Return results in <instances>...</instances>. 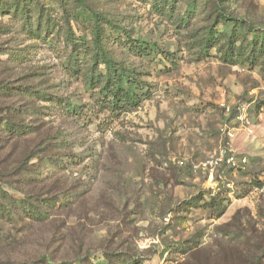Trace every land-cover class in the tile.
Instances as JSON below:
<instances>
[{"label":"rangeland","instance_id":"rangeland-1","mask_svg":"<svg viewBox=\"0 0 264 264\" xmlns=\"http://www.w3.org/2000/svg\"><path fill=\"white\" fill-rule=\"evenodd\" d=\"M36 1L59 25L52 35L43 29L33 37L26 19L0 13V122L10 115L30 127L19 134L0 126V189L44 211L51 199L57 203L43 221L16 206L13 218L0 216V264H89V253L114 251L136 254L142 264H264V54L253 64L232 62L219 42L205 45L211 28L225 30L227 40L225 23L235 20L264 29V0H196L191 11L193 0H168L174 5L165 14L153 0ZM91 12L159 47L135 54L124 42L106 45L150 84L134 108L112 112L101 104L88 80V54L72 67L67 31L92 44ZM103 66L93 68L95 77ZM221 147L246 155L248 164L204 167ZM221 200L219 218L214 208L187 203Z\"/></svg>","mask_w":264,"mask_h":264},{"label":"trees","instance_id":"trees-1","mask_svg":"<svg viewBox=\"0 0 264 264\" xmlns=\"http://www.w3.org/2000/svg\"><path fill=\"white\" fill-rule=\"evenodd\" d=\"M152 8L159 12L160 14H165L166 9H171L173 5L170 7L169 4L171 1L168 0H153ZM197 1L193 0L190 4L191 9L196 6ZM50 9L46 11L39 5L36 0H0V13L10 14V18L12 20L23 18L26 19V22L23 26V29L33 33V37L38 35L42 36V30L45 29V37L51 33H54L57 24L55 18L52 17L49 12ZM4 13V14H5ZM76 16L81 17L82 14L80 12L75 14ZM35 17V20H34ZM89 20H94V39L92 44L90 42H86L85 40H75L74 34L72 32L67 31L66 34V43L71 45L72 47V55L70 60L72 59L71 64L72 67L76 66L78 63L79 55L81 52L84 54H88L90 56V61L92 62V75L88 79L91 86L94 88H98V94L100 96V102L103 106H107L112 112H117L118 110H122L124 108H134L138 106L142 99L148 98L151 94L150 84L140 78L139 72L135 70L126 69L121 65L120 62H117L113 57L109 54L106 45L107 43H115L121 44L123 47L125 46L127 49L131 50L133 53H149L154 51H159V47L157 44L150 45L145 44L142 41H135L131 39V33L126 29H123L117 25H114L110 21L105 18H101L96 13H89L87 16ZM107 22L110 26H112L111 31L109 33L99 24L100 22ZM234 20V19H233ZM236 23H225L226 31H229L228 39L224 40L222 37L224 36V32L213 31V28L209 31V37H207L206 46H212L214 40L215 42H219L222 47H225V50L220 48V51L224 55V57L232 62H237L239 59L242 61H250L252 64L256 63L261 55L264 54V29H257L250 25H243L242 22ZM217 25H214L216 27ZM122 32V33H121ZM58 33V29H57ZM214 33H218L217 35ZM115 35L113 39L111 35ZM122 34V35H121ZM253 35L252 40L249 41V35ZM215 36V37H214ZM31 37V39H33ZM119 46V45H118ZM14 55V54H11ZM74 55V56H73ZM16 58L18 55H15ZM103 64L104 68L99 69V73L97 77H95V70L93 68L99 67ZM6 89V86L2 87ZM20 89H26L24 87H19ZM28 89L26 92L29 94L34 90ZM36 93L37 99L41 100L43 94L42 92H34ZM41 95V96H40ZM49 102L59 103L60 99L48 95ZM46 100V99H45ZM62 103V102H61ZM10 116V115H9ZM9 116H6L5 120L0 122V126L5 128L8 132L22 133L29 129L30 127L24 124H14L12 121L8 120ZM67 141V140H66ZM64 141V143L66 142ZM45 161H49L50 157H42ZM63 166V165H60ZM72 195L68 192L66 196V202L70 201L68 197ZM0 198L8 201V204L0 203V216L4 219L13 218L12 213H15L14 207L16 206L21 214L28 216L36 221H43L47 219V211L56 208L55 204L56 200L51 199L48 203L44 204V209H40V207L31 203L26 197H17L13 194L8 193L4 189H0ZM40 202H44V199H40ZM215 201V200H214ZM214 201L207 202L204 201L202 205L200 202L197 204L194 201L187 202L191 206H202L203 208H210L211 210H217V217H221L225 212V206L223 205V201H219L218 203H214ZM207 202V203H206ZM213 206V207H212ZM180 208L183 209L181 205ZM214 212V211H213ZM187 241H182L179 244L178 248L180 250H184ZM188 248V247H187ZM89 264H142L143 262L139 260V257L136 254H129L124 251H114V252H103L101 255H94L89 253L86 257ZM96 260V261H95ZM259 264V263H256Z\"/></svg>","mask_w":264,"mask_h":264},{"label":"built area","instance_id":"built-area-1","mask_svg":"<svg viewBox=\"0 0 264 264\" xmlns=\"http://www.w3.org/2000/svg\"><path fill=\"white\" fill-rule=\"evenodd\" d=\"M221 106L225 109L226 113H230L231 112V105H227L225 102H221L220 103ZM239 109V115L237 116V119H241L243 120V118L245 117L246 111H247V106H240L238 107ZM223 130H225L228 134L229 137L233 138L235 136V132L233 128L228 129L226 126L222 127ZM245 130L248 133H252L253 129L249 126H247L245 128ZM181 163H183V161H181ZM210 164L211 166L213 165V163L215 164L213 167H221V166H225V167H229V168H239L241 166H244L246 164H248V157L246 155H240L237 154L234 150H232L231 148L228 147H221L219 149V156L215 158V161H207V163H204V167L207 166V164ZM209 180L210 181H214V169H212L209 172ZM262 190L264 191V186L262 187Z\"/></svg>","mask_w":264,"mask_h":264}]
</instances>
